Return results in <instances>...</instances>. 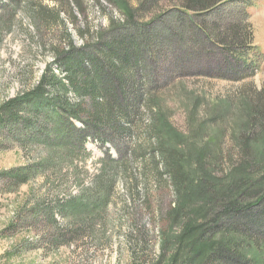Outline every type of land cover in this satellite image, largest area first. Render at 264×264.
<instances>
[{
    "label": "trees",
    "instance_id": "16d2710c",
    "mask_svg": "<svg viewBox=\"0 0 264 264\" xmlns=\"http://www.w3.org/2000/svg\"><path fill=\"white\" fill-rule=\"evenodd\" d=\"M4 1V9L14 18L19 11L25 13L33 7L29 18L38 31L58 25L65 30L68 45L58 51L54 61L63 77L56 75L53 65L48 66L35 88L0 107V141L47 151L39 162L3 171L1 176L19 187L38 175L60 172L74 157L89 156L86 144L90 139L103 145H130L136 138L133 116L147 103L151 128L146 140L158 170L156 178L161 186L166 177L175 195V204L165 215L167 227L160 231V255L152 264H264V258H258L264 254V105L259 101L247 105L237 142L243 160L220 177L215 171L220 157L211 149L212 143L197 144L179 132L157 95L152 96V89L148 93L155 76L149 65L153 69L157 65L154 62L164 42L171 38L173 44H182L183 34L192 33L198 42L229 54L242 68L238 75L258 67L264 55L253 41L250 8L255 0H138L139 11H160L146 22L138 21V10L127 0H109L124 20L110 19L95 41L92 37L81 47L74 44L62 16L66 14L76 24L84 0ZM166 2L170 7L162 13ZM232 14L236 18L227 22ZM165 18L175 19L181 35L172 34L169 25L165 29ZM204 127H196L195 135ZM190 141L199 147H192ZM139 147L142 152L144 148ZM137 150L132 144L125 167L138 158ZM121 161L109 162L121 167ZM109 178L101 188L102 195L98 190L84 191L85 195L58 199L54 205H34L29 210L30 225L38 228L46 222L59 229V217L71 218L78 226L90 222L107 209L114 184ZM61 238L59 233L56 241Z\"/></svg>",
    "mask_w": 264,
    "mask_h": 264
},
{
    "label": "rangeland",
    "instance_id": "374dc122",
    "mask_svg": "<svg viewBox=\"0 0 264 264\" xmlns=\"http://www.w3.org/2000/svg\"><path fill=\"white\" fill-rule=\"evenodd\" d=\"M127 1L138 10L140 22L150 21L160 13L153 8L139 11L138 0ZM45 3L53 6L50 1ZM254 3L250 8L253 41L264 55V0ZM4 4L5 1L0 0V107L35 88L48 66L53 65L56 75L63 77L54 61L58 51L68 45L64 42L66 32L58 25L38 31L29 18L33 7L25 13L19 11L14 18L10 10L4 9ZM169 7L168 2L162 4V13ZM76 14V24L67 20L66 14L62 17L78 47L92 37L95 41L97 33L107 29L110 19L124 20L109 0H84L81 13ZM235 18L232 14L226 20L230 22ZM164 21L165 29L169 25L172 34L181 35L174 18ZM163 33H167L166 30ZM182 37V44H173L174 40L170 38L161 45L160 56L154 62L157 65L154 69L149 65L155 76L148 85V93L152 89V96L157 95L169 122L179 132L194 138L197 144L212 143L211 149L220 157V166L215 171L221 177L243 160L237 142L246 121L247 105L256 104V101L264 105V60L258 67L243 70L238 75V69L242 68L237 67L229 54L198 42L192 33ZM70 98L74 99V96L70 95ZM150 115L147 103H143L139 115L133 116L137 139L130 145H137L138 158L130 166L123 164L130 155V145H103L90 139L86 144L89 156L74 157L60 172L38 175L19 187L0 174V264L155 263L161 251L160 231L167 227L164 219L175 204V195L166 177L161 186L156 178L158 170L146 140L151 128ZM204 124L205 127L195 135L196 127ZM0 142V173L34 164L47 156L43 148L29 145L24 149L18 143ZM139 144L144 148L142 152ZM190 145H194L192 141ZM115 159L123 160V165L109 162ZM109 177L114 179V184L107 209L89 219L90 222L78 226L71 218L63 220L59 217V229L46 222L38 228L30 225L29 210L34 205H54L58 199L85 195L84 191L98 190L102 195L101 188ZM71 223L74 224L71 226ZM59 233L63 238L56 241ZM258 258L263 259L264 254Z\"/></svg>",
    "mask_w": 264,
    "mask_h": 264
}]
</instances>
